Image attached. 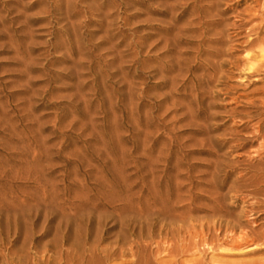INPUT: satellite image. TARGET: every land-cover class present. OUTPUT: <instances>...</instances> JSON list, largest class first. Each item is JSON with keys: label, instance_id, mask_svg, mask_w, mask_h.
Instances as JSON below:
<instances>
[{"label": "rangeland", "instance_id": "rangeland-1", "mask_svg": "<svg viewBox=\"0 0 264 264\" xmlns=\"http://www.w3.org/2000/svg\"><path fill=\"white\" fill-rule=\"evenodd\" d=\"M263 19L0 0V264H264Z\"/></svg>", "mask_w": 264, "mask_h": 264}, {"label": "bare ground", "instance_id": "bare-ground-1", "mask_svg": "<svg viewBox=\"0 0 264 264\" xmlns=\"http://www.w3.org/2000/svg\"><path fill=\"white\" fill-rule=\"evenodd\" d=\"M252 15V14H251ZM253 17H255V16H253ZM264 20V19H263ZM262 20V21H263ZM260 22L259 23V25L256 27L257 29V31H256V37L253 39V40H251L250 41V43L251 44H253V43H260V42H263L264 43V37H260V33H263L264 34V21L263 22ZM256 26V25H255ZM255 43V44H256ZM250 44V45H251ZM254 45V44H253ZM261 56H262V62H256L255 64H256V66H257V69L259 68V67H261V69H258V71H262V73L264 74V51H261V54H260ZM250 57V56H249ZM249 69H252V67L250 66V68ZM264 121L263 120H260L259 122H257L256 123V127H257V131H256V135L258 136V137H264V132L263 133H261L260 131V126H261V124L263 123ZM261 140V139H260ZM262 144V143H261ZM263 146H264V143H263ZM263 150H264V148H262Z\"/></svg>", "mask_w": 264, "mask_h": 264}]
</instances>
